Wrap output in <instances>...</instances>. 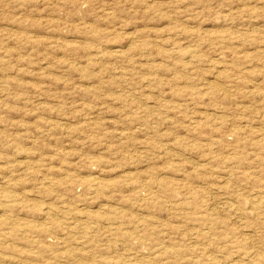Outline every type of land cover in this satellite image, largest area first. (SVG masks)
I'll return each mask as SVG.
<instances>
[{"label": "rangeland", "instance_id": "1", "mask_svg": "<svg viewBox=\"0 0 264 264\" xmlns=\"http://www.w3.org/2000/svg\"><path fill=\"white\" fill-rule=\"evenodd\" d=\"M0 264H264V0H0Z\"/></svg>", "mask_w": 264, "mask_h": 264}]
</instances>
